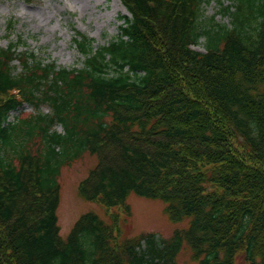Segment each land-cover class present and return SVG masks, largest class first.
<instances>
[{
	"label": "trees",
	"instance_id": "trees-1",
	"mask_svg": "<svg viewBox=\"0 0 264 264\" xmlns=\"http://www.w3.org/2000/svg\"><path fill=\"white\" fill-rule=\"evenodd\" d=\"M120 1L114 38L76 32L78 68L0 47V264H174L184 240L198 264H264V0ZM84 153L82 199H157L187 227L122 237L85 212L61 238L58 177Z\"/></svg>",
	"mask_w": 264,
	"mask_h": 264
},
{
	"label": "rangeland",
	"instance_id": "rangeland-1",
	"mask_svg": "<svg viewBox=\"0 0 264 264\" xmlns=\"http://www.w3.org/2000/svg\"><path fill=\"white\" fill-rule=\"evenodd\" d=\"M219 1L227 4L230 0L206 2L203 5L205 17L216 13ZM126 14L127 11L120 0H0V47H4L8 41H13L18 51L27 55L32 53L43 63L55 62L58 66L78 68L83 57L72 44L76 32L90 37L94 45L104 44L118 34V27L122 22L119 16ZM10 18L16 20V26L12 32L5 33L6 22ZM216 18L219 19L220 16L217 15ZM192 48L203 50V46L199 45ZM14 62L18 64L17 61ZM48 110L46 106L40 109L42 112ZM35 112L32 107L24 104L10 114L9 120ZM54 129L61 131L59 125L54 126ZM36 143L37 141H31L32 146ZM95 164L96 158L84 153L61 169L58 177L59 205L56 210L61 238L67 236L72 225L85 212L97 214L106 223L116 222L122 237L153 232L167 238L175 230L187 227V220L171 221L164 213L165 204L157 199L130 194L126 199L130 206L129 216L121 207L107 208L97 201L82 199L77 194V186ZM113 214L117 215L116 219ZM174 264H198L185 240ZM235 264H245L242 255L236 257Z\"/></svg>",
	"mask_w": 264,
	"mask_h": 264
}]
</instances>
